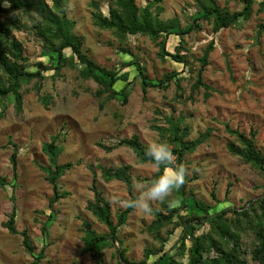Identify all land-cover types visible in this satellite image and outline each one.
I'll list each match as a JSON object with an SVG mask.
<instances>
[{"label": "rangeland", "instance_id": "374dc122", "mask_svg": "<svg viewBox=\"0 0 264 264\" xmlns=\"http://www.w3.org/2000/svg\"><path fill=\"white\" fill-rule=\"evenodd\" d=\"M93 1L108 13L110 0H70L69 15L75 21L74 32L82 37L84 52L98 65L119 70L124 62L135 59L154 80L163 79L177 69L169 59H162L158 45L148 35L128 34L122 42L113 31L96 26ZM216 1L231 12L243 6L239 0ZM136 3L144 6L147 2ZM162 7L161 18L177 16L182 28H187L199 15L200 5L199 0H165ZM199 22L201 28L184 35L186 48L181 53L189 64L180 78V87L173 80L168 88H148L144 97L138 74L127 86V102L104 96L105 104L101 107L96 96L99 84L81 76L83 65L76 64L66 65L59 74L50 70L43 79L24 83L21 111L13 94L0 98V109L5 114L0 119V174L9 180L13 178L11 156L15 150L18 152V185L13 193L10 187L0 188V263L30 264L33 260L23 246L22 234H13L4 225L14 206L18 231H28L37 253L43 249L42 225L48 218L49 199L53 195L45 170L50 165L43 149L45 143L55 139L61 150L56 162L72 161L75 167L60 180L62 189L69 194L54 204L49 244L40 264H95L94 256L83 251V220L92 222L99 233L107 232L108 228L87 208V202L94 196L93 184L110 201L115 222L131 199L128 185L121 180H105L97 165L107 168L129 165L132 190L139 195L150 185L158 167L141 161L131 147L120 144L121 139L138 135L147 145L162 142L153 125L167 126L166 117L184 115L190 127L189 139L208 129L211 132L194 152L187 154L188 175L197 176L188 182V187L213 212L226 205L240 210L253 204L247 208L249 217L233 211L226 217L233 221V231L239 233L242 256L248 264H262L252 260L251 250L258 242L254 227L260 212L257 201L264 197V177L250 163L230 152L228 143L235 137L227 131L226 124L248 135L251 129L256 130L257 145L264 153V31L259 29L264 24V10L255 0L249 18L241 17L236 24L217 31L211 21ZM13 32L23 41L31 64L44 60L48 68L54 66L56 58L47 55L42 40L32 30ZM212 41L214 48L203 70V79L211 86L210 96L205 98V88L195 90L194 83L201 67L200 58ZM121 46L131 50L133 56L121 52ZM46 95L52 96L48 105L42 100ZM98 143L117 146L107 150ZM170 196L180 198L178 192ZM187 205H192V200H187ZM151 207L163 208L161 202H153ZM154 218L153 210L145 214L133 209L119 228L120 245L134 262L143 259L147 247L160 245L148 228ZM200 223L196 226L202 233L204 225ZM171 228L172 224L165 227L163 236ZM180 231L171 235L170 244ZM214 235L226 249H231L230 240ZM104 253V264H124L116 247H106ZM175 256L178 261L187 262L179 252ZM162 264L171 263L167 259Z\"/></svg>", "mask_w": 264, "mask_h": 264}, {"label": "trees", "instance_id": "16d2710c", "mask_svg": "<svg viewBox=\"0 0 264 264\" xmlns=\"http://www.w3.org/2000/svg\"><path fill=\"white\" fill-rule=\"evenodd\" d=\"M110 1L107 14L101 10L98 3L93 1V5L96 7L93 12V20L96 26L113 31L122 42L125 41L128 34L148 35L158 45L159 55L162 59H169L176 65V70L165 74L163 79L154 80L145 74L140 62L135 59L124 62L122 69L119 70L107 69L98 65L84 52L82 37L74 32L75 21L69 15L70 0H0V98L13 94L16 98V107L18 111H21L23 107L21 88L24 83L35 79L41 80L50 70L54 72L53 74H59V70L66 65L75 66L76 64L83 65L80 71L81 76L85 79H92L99 84L96 96L100 99L101 107L105 104L104 96L120 98L123 102H127L129 96L127 86L138 74L141 76L144 97L148 88H168L169 82L173 80L180 87V78L189 64L186 55L181 53L182 49L186 48L183 40L184 35L201 28L199 22L201 19L211 21L215 31L230 27L236 24L241 17L249 18L255 3V0H239L243 5L242 8L231 12L228 8H222L216 0H199V15L187 28H182L177 16L168 19L160 17L163 11L162 3L165 0H146L147 3L144 6H139L136 3L137 0ZM256 1L259 2L260 9L264 10V0ZM259 29L264 31V24H260ZM14 30H32L42 40L47 55L56 58L54 66L48 68L44 60L31 64L25 52L24 43L14 34ZM174 41L176 42L174 43ZM125 47L121 46V52L132 57L131 50ZM213 48L214 43L212 41L204 49V54L200 58L201 67L194 83L195 90L201 86L205 88V98L210 96L211 86L204 81L203 70L209 62V54ZM45 60H47L46 57ZM119 85L120 88H118ZM51 99V95L42 97L46 105L51 102ZM4 115V111L0 109V119ZM185 120L184 115L179 117L170 115L165 119L168 123L167 126L153 125L160 132L162 142L170 145L176 162L186 169L184 184L178 191L180 198L169 196L166 201L162 202V209H153L155 218L148 228L160 245L155 248L147 247L143 259L137 262L132 261L126 255V250L120 245L119 228L127 222L133 208L127 206L117 215L115 222L110 201L94 183V196L87 202V208L108 228L107 232L99 233L93 228L92 222L87 219L83 220V251L85 253L90 252L94 256L95 264H104V250L110 246L116 247L124 264H162L167 259L171 264H248V261L242 256L239 233L233 231L231 224L233 221L228 219L226 215L229 211H233L236 214L249 217L247 208L253 204L240 210H233L226 205L228 208L220 207L218 211L213 212L210 206L196 198L194 190L188 187V182L196 179L197 176L188 175L187 154L194 152L209 137L211 132L208 129L200 133L198 137L189 139L190 127ZM226 129L235 137L233 141L228 143L230 152L240 157L244 162L250 163L264 177V153L257 145L256 130L251 129L248 135L238 128H231L229 124H226ZM98 144L107 150H112L117 146ZM120 144L131 147L141 161L155 164L146 155L145 150L148 145L143 143L138 135L123 138ZM43 149L49 156L50 165L45 167V170L47 179L53 188V195L49 199L48 218L42 225L43 249L37 253L28 231L20 232L16 228V206L13 207L9 219L4 223L11 233L22 234L23 246L33 257L30 264H40L45 256L44 250L49 244V227L55 216L54 204L69 194L62 189L60 180L75 167V163L72 161L56 162L61 150L55 139L45 143ZM11 163L13 178L9 180V177L0 174V188L10 187L13 193L18 185V152L16 150L11 156ZM91 167L93 168L92 165ZM157 167L158 169L150 182L163 171V166ZM97 168L105 180H121L128 185L131 194L129 201L138 196L132 190L133 183L129 173V165L107 168L98 164ZM12 196L11 199L14 200V195ZM187 200H192V205H187ZM257 203H259L260 212L257 214L254 231L258 242L251 250V258L264 264V197ZM197 222L204 225L202 233L196 226ZM170 224H172V228L166 230L167 235L163 236L162 230ZM179 229L181 231L177 239L170 244L171 235H174L175 231ZM214 233L230 240L232 242L231 249H226ZM177 252L186 257V263L177 260L175 256Z\"/></svg>", "mask_w": 264, "mask_h": 264}, {"label": "clouds", "instance_id": "9594fccd", "mask_svg": "<svg viewBox=\"0 0 264 264\" xmlns=\"http://www.w3.org/2000/svg\"><path fill=\"white\" fill-rule=\"evenodd\" d=\"M146 155L157 166H163L162 173L154 179L146 190L142 191L127 206L145 214L150 213L153 202H164L173 192H178L184 184L186 169L176 162L170 145L166 142H155L148 145Z\"/></svg>", "mask_w": 264, "mask_h": 264}]
</instances>
